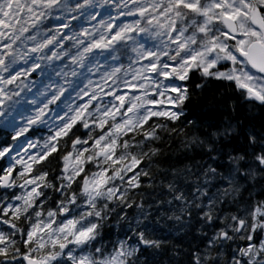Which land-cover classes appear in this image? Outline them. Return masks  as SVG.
Masks as SVG:
<instances>
[{"label": "snow or ice", "instance_id": "6c2138e0", "mask_svg": "<svg viewBox=\"0 0 264 264\" xmlns=\"http://www.w3.org/2000/svg\"><path fill=\"white\" fill-rule=\"evenodd\" d=\"M106 6L117 15L97 21ZM66 57L74 66V79L64 70L69 65L57 70L54 63L63 64ZM37 72L49 81L44 85L41 80L43 92L39 87L33 92L29 84ZM196 72L202 80L231 82L245 104L264 110V0H0V117L22 101L33 109L28 116L17 113L23 122L12 126L11 140L47 123L51 105L58 109L43 143L27 141V159L17 152L0 169V188L5 190L0 223L8 226L0 229V264H141L149 249L150 255H166L167 238H152L157 226L145 209L147 202L141 197L137 203L132 194L154 186L160 155L154 145L163 141L162 134L187 135L171 125L184 115L190 100L186 82ZM72 93L82 102L60 108L62 98L69 100ZM104 97L110 98L106 105L93 103ZM79 127L86 130L83 137L76 135ZM232 128L229 119L223 132L217 129L190 141L207 161L190 160L183 168L160 173L172 196L171 202L161 201V208L175 203L190 218L215 223L222 211L217 205L229 200L236 205L235 214L222 217L215 234L206 238V251L196 256L195 264H264L257 260L264 257V239H259L264 199L253 203L251 193L247 202L243 198L253 182L264 190V123L241 129L244 146L226 151L223 137ZM62 141H70L71 149L49 167L53 154L62 151ZM12 151L11 146L0 148V158ZM188 177L195 182L185 185ZM13 188L21 194L8 193ZM116 208L124 220V209L135 208L136 222L129 221L133 235L126 233L107 252L101 229ZM168 219L181 221L182 216ZM233 243L234 251L222 253ZM142 264L157 261L145 257ZM168 264L184 262L168 256Z\"/></svg>", "mask_w": 264, "mask_h": 264}, {"label": "trees", "instance_id": "16d2710c", "mask_svg": "<svg viewBox=\"0 0 264 264\" xmlns=\"http://www.w3.org/2000/svg\"><path fill=\"white\" fill-rule=\"evenodd\" d=\"M186 83L190 90V100L183 107L184 115L181 116L180 121L171 126L183 128L187 135L177 136L174 134L169 137L162 134L163 141H157L156 145H154L160 148V155L156 158L153 171V175L156 177L155 184L152 188H142L138 193L132 194L133 199L137 203L143 197L147 202L145 205L146 211L156 220L157 231L152 238L163 239L166 237V244L169 246L166 255H150L152 250L149 249L145 252L144 256H141V264L145 257L157 261V264L161 261L163 264H168V256H176L184 264H188V257L191 256L192 264H195L196 256L206 251V238H211L222 224V217L235 214L236 212V205L229 200L228 203L222 206L217 205L218 208H222V211L216 213L221 219H217L215 223H201L199 221L202 220V216L197 217L193 215L190 218L186 211L180 212L177 210L178 206L175 203H167L161 208V201L171 202L172 196L167 194V181L163 179L160 173L170 168H183L186 164L190 163V160L207 161V157L203 156L197 144L190 143V141H193L194 138L203 140L207 134L216 132L217 129L223 132V126L229 119H231L233 128L227 136L223 137V145L226 151H230L233 148L240 149L244 146V135L241 129L247 130L252 125L259 128L261 123H264V110L252 108L250 105L245 104L240 97V90L235 88L231 82L211 78L202 80L200 73L196 72ZM197 84L204 86L196 88ZM78 132L79 134L82 133L81 130H77L76 135L78 136ZM10 139L8 132L4 128H1L0 146L9 144ZM70 146V141H67V143L62 141L60 145L62 151L59 156L53 154L56 156V159L53 160L52 165L49 167L56 166L59 157L64 154V150H69ZM3 163H0V169L3 168ZM93 169L91 168L89 171H93ZM194 182L195 180L192 177L185 178L184 181L185 185ZM184 190L187 191V188H184ZM212 191L215 192V189ZM249 193H251L253 203L264 199V190H262L261 184L253 182V187L249 191L243 192L245 202L249 199ZM197 202L199 203L200 201ZM204 203L206 204L207 201H204ZM148 204H151V207H148ZM240 207L243 208V205ZM167 208H171L172 211L166 214L165 209ZM156 209H159V214L156 213ZM135 211V208L124 209V212L128 213L127 220L121 219L124 215L123 212H120L119 216L117 215L119 208H116L115 212L109 213L101 229L107 251L112 248L113 243L117 240L126 239V233L128 236L133 235L128 231V227L129 221L132 224L136 222L132 215ZM173 215H181L182 220H169L168 217ZM20 225L24 226L23 224ZM133 239H135L134 236ZM239 243L240 246H244L242 241ZM140 247L143 248V245ZM236 247L237 244L233 243L230 249H221V251L222 253H230ZM176 250H179V255H177Z\"/></svg>", "mask_w": 264, "mask_h": 264}, {"label": "rangeland", "instance_id": "374dc122", "mask_svg": "<svg viewBox=\"0 0 264 264\" xmlns=\"http://www.w3.org/2000/svg\"><path fill=\"white\" fill-rule=\"evenodd\" d=\"M100 11H103V12L105 13V15H104L103 17H98V18H97V21H98L99 19H101V18L107 19V15H108V14H111L112 16H116V15H117V12L115 11V9H113V8H111V7H108V6H106L104 9H100ZM128 19L130 20L131 18H128ZM119 20H120V21H125V22H126V20H125L124 17H120ZM97 21H93V22H91V23H96ZM84 26H85V27H88V26H89V22L86 21V22L84 23ZM141 42H143V41H141ZM149 44H151V41H149ZM49 55H51V54H49ZM45 63H48V62L45 61ZM101 63H104L103 59H101ZM56 66H57V70H59L60 68H63V64H61L60 61H56ZM72 67H74V66H72ZM72 67H71L70 70H69V77H70L69 79H74L73 77H71V70H72ZM64 70L67 72L66 69H64ZM77 70H79V69H77ZM33 77H34V76H32V77L30 78V81H29L30 87H32V91L35 92L36 87H39L41 92L45 91V89H44L43 86L41 85V82H40V81H39V82H36V79H33ZM89 78L92 79L93 81H95V80L98 79V77L95 76V75H91V76H89ZM38 80H40V77H38ZM32 82H34V85H35V86H33ZM35 82H36V83H35ZM60 82H61V81H60ZM61 83H62V82H61ZM43 84L45 85V83H43ZM46 84H48V83H46ZM84 84H87V80H84ZM81 87H83V85H81ZM41 98H42V97H41ZM27 99H28L29 101H31V100L33 99V96H32L31 94H29L28 97H27ZM109 99H110L109 97H104L101 101H96V103H100L101 105H106V104L108 103V100H109ZM62 100H63V103L60 104V108H64L65 110H67L66 106H67L68 104H72L73 106H75V104H79V103L82 102V101L80 100L78 103H75V100H78L77 97H76V93H72V94H71V99H69V100H65L64 98H62ZM84 100L86 101L87 98L85 97ZM96 103H95V104H96ZM50 107L53 109V111L50 112V113L48 114V118H47L48 122L45 123V124H41V125H43V126L46 128V130H47V133L44 134V135H45L44 138H46V137L48 136V134H49V130H50V126H51V121H52V119H54V117H55V111L58 110L56 105H51ZM20 111L23 113V116H28V115H30V114L32 113L33 109H32L30 106H25V105L23 104V101H22V102H21V105H17V107H16L15 110H13V111H9L8 114H7L6 116H3V117H2V118L4 119L2 122L5 123V122L9 121V118H11L12 121L9 123V126L11 127V130H12V126H13V125H15V126H17V127L21 126V125H22V122H23V121H22V117H21V115L17 114V113L20 112ZM61 114H63V113H61ZM44 138H43V139H44ZM33 139H35V138H33ZM43 139H40L39 142H40V143H43ZM27 141L37 142L38 140H37V139H35V140H29V138H27V137H26V134H25L24 137H21V138L17 141V145H18V146H17V148H16V151L14 150V152H12V153L10 154V156H9V161L11 160L12 157H15V156H16V153H17V152H20L21 155L24 156L25 159H27V156L24 154V151H23L24 148H27ZM29 151H30V152H31V151H39V149H38V148H37V149H29ZM19 183H22V181H20ZM257 260H261V257H257Z\"/></svg>", "mask_w": 264, "mask_h": 264}]
</instances>
